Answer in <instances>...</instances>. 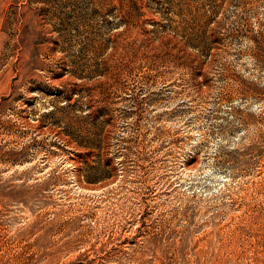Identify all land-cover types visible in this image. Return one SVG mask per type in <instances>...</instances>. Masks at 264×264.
Instances as JSON below:
<instances>
[{"label": "rangeland", "instance_id": "rangeland-1", "mask_svg": "<svg viewBox=\"0 0 264 264\" xmlns=\"http://www.w3.org/2000/svg\"><path fill=\"white\" fill-rule=\"evenodd\" d=\"M0 264H264V0H0Z\"/></svg>", "mask_w": 264, "mask_h": 264}]
</instances>
